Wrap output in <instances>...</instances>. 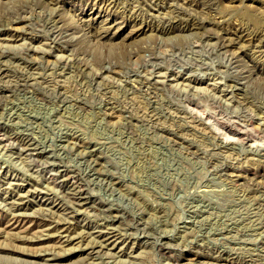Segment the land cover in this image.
I'll list each match as a JSON object with an SVG mask.
<instances>
[{
    "label": "rangeland",
    "instance_id": "374dc122",
    "mask_svg": "<svg viewBox=\"0 0 264 264\" xmlns=\"http://www.w3.org/2000/svg\"><path fill=\"white\" fill-rule=\"evenodd\" d=\"M0 66V264H264V0H0Z\"/></svg>",
    "mask_w": 264,
    "mask_h": 264
},
{
    "label": "bare ground",
    "instance_id": "6f19581e",
    "mask_svg": "<svg viewBox=\"0 0 264 264\" xmlns=\"http://www.w3.org/2000/svg\"><path fill=\"white\" fill-rule=\"evenodd\" d=\"M206 4H207V3H206ZM202 5H203V4H202ZM156 14H157V13H156ZM182 22H183V21H182ZM171 28H172V27H171ZM0 67H1V66H0ZM3 74H4V73H3ZM0 75H1V74H0ZM233 172H234V171H233ZM239 172H240V171H239ZM235 174H236V173H235ZM235 177H236V176H235ZM19 188H20V187H19ZM72 191H73V190H72ZM75 193H76V192H75ZM76 194H77V193H76ZM78 195H79V194H78ZM82 196H83V195H82ZM74 197H75V195H74ZM84 200H85V199H84ZM15 203H16V202H15ZM20 203H21V202H20ZM9 205H10V204H9ZM14 208H15V207H14ZM26 208H27V207H26ZM76 211H77V210H76ZM45 220H46V219H45ZM43 221H44V220H43ZM47 222H48V221H47ZM45 223H46V222H45ZM46 226H47V224H46ZM37 228H38V227H37ZM41 229H42V228H41ZM33 230H34V229H33ZM39 231H40V230H39ZM41 231H42V230H41ZM111 233H112V232H111ZM107 235H108V234H107ZM112 235H113V234H112ZM114 235H115V234H114ZM105 237H106V236H105ZM105 237H104V238H105ZM107 237H108V236H107ZM116 238H117V237H116ZM109 241H110V240H109ZM115 242H116V241H115ZM115 242H114V245H116ZM106 245H107V244H106ZM110 245H111V244H110ZM110 245H109V246H110ZM112 245H113V244H112ZM114 245H113V246H114ZM119 249H120V248H119ZM95 250H96V249H95ZM95 250H94V251H95ZM96 251H97V250H96ZM27 253H28V252H27ZM34 254H35V253H34Z\"/></svg>",
    "mask_w": 264,
    "mask_h": 264
}]
</instances>
